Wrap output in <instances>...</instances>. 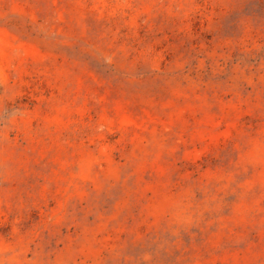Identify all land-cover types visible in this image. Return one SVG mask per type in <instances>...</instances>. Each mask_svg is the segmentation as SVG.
<instances>
[{
  "label": "rangeland",
  "instance_id": "1",
  "mask_svg": "<svg viewBox=\"0 0 264 264\" xmlns=\"http://www.w3.org/2000/svg\"><path fill=\"white\" fill-rule=\"evenodd\" d=\"M0 264H264V0H0Z\"/></svg>",
  "mask_w": 264,
  "mask_h": 264
}]
</instances>
